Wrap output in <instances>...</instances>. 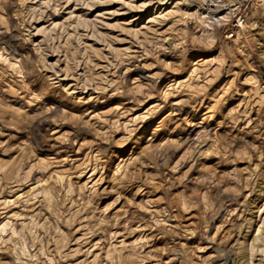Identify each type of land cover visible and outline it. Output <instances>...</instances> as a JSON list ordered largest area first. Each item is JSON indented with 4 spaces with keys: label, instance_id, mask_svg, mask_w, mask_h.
<instances>
[{
    "label": "rangeland",
    "instance_id": "1",
    "mask_svg": "<svg viewBox=\"0 0 264 264\" xmlns=\"http://www.w3.org/2000/svg\"><path fill=\"white\" fill-rule=\"evenodd\" d=\"M116 1L0 0V264H264V0Z\"/></svg>",
    "mask_w": 264,
    "mask_h": 264
},
{
    "label": "bare ground",
    "instance_id": "2",
    "mask_svg": "<svg viewBox=\"0 0 264 264\" xmlns=\"http://www.w3.org/2000/svg\"><path fill=\"white\" fill-rule=\"evenodd\" d=\"M138 1L139 0H134L133 2H136V3H138ZM170 1H173V0H152V2H150V4L149 5H143V6H139L138 4H133V5H131V4H125V0H118V1H116V3L115 4H119V5H121V6H128V5H130V7H132V9H134L135 10V12H138V13H147V11L149 10V8H151V7H153L154 5H161V6H167L168 5V3H170ZM213 3V2H212ZM211 3V4H212ZM143 4V3H142ZM180 4H177V6H179ZM210 6V5H209ZM213 6V5H212ZM215 6V5H214ZM218 6V5H217ZM216 7V6H215ZM218 8V7H217ZM216 8V9H217ZM220 9V8H219ZM157 10V9H156ZM167 9H164L163 10V12L164 11H166ZM228 10V9H227ZM124 11V7L122 8V9H120V11H119V13H116V15L117 16H122V17H126V16H128L129 14H128V12H123ZM160 11V8L157 10V12H159ZM171 11V10H170ZM214 11V10H213ZM217 11V13L216 14H214V17L217 19L216 21H221V20H225L224 19V17H226V15L224 14V12H225V10H216ZM162 12V13H163ZM168 13H170V12H168ZM167 13V14H168ZM212 13V12H211ZM154 15H152V18H151V21H150V23H156L159 19H161V16H162V14L160 13V16H158V17H155L156 15H155V13H153ZM157 14V13H156ZM222 14H224L223 16H221ZM209 15V14H208ZM212 15V14H211ZM154 16V17H153ZM141 20V17H136V18H134L133 20H131V22H129V23H127V25L125 26L127 29H125L126 31L127 30H131L132 31V29L137 25V22H139ZM139 24V23H138ZM70 88H72V89H74L75 88V86L74 85H72ZM71 90V89H70Z\"/></svg>",
    "mask_w": 264,
    "mask_h": 264
},
{
    "label": "water",
    "instance_id": "3",
    "mask_svg": "<svg viewBox=\"0 0 264 264\" xmlns=\"http://www.w3.org/2000/svg\"><path fill=\"white\" fill-rule=\"evenodd\" d=\"M228 264H231V263H228Z\"/></svg>",
    "mask_w": 264,
    "mask_h": 264
}]
</instances>
